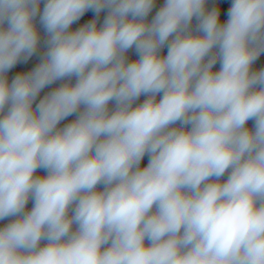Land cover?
Segmentation results:
<instances>
[{
	"label": "clouds",
	"instance_id": "9594fccd",
	"mask_svg": "<svg viewBox=\"0 0 264 264\" xmlns=\"http://www.w3.org/2000/svg\"><path fill=\"white\" fill-rule=\"evenodd\" d=\"M41 2L0 0V264H264V0H44L9 82Z\"/></svg>",
	"mask_w": 264,
	"mask_h": 264
},
{
	"label": "crops",
	"instance_id": "0c3cea01",
	"mask_svg": "<svg viewBox=\"0 0 264 264\" xmlns=\"http://www.w3.org/2000/svg\"><path fill=\"white\" fill-rule=\"evenodd\" d=\"M231 2H232V0H209V3L207 5V7H209V8H211V7H219L220 11H221L220 19H221V22L224 23L225 22V18L228 17L227 16V12H228V10H229V8L231 6ZM39 7H40V13H38L37 17L34 20V23H35L36 28H37V30L39 32V35H40V42H39V45H38V48H37V52H36V54H34L27 61V63H18L13 69H11L7 73V77H8L9 82H11L12 78H14L15 75H17L19 73H27V72L31 71L35 66L38 65L39 62H41V59H42L44 53L47 51V45L45 43V41L47 40V33H46L45 29L43 28V26L40 24V20H39V16H40V14H42V11H43L44 3H41ZM158 10H159L158 8H153L152 9V11L149 13L148 17L146 18L147 22H151V20L154 18L155 14H156V12ZM78 21L79 20H77L76 22H74L70 26L69 31L77 30L76 26H77V22ZM195 26H196V24L192 23V30H193L194 33H195ZM171 39L172 38L170 37V40ZM215 50L216 49H214L213 51H215ZM126 55H127L128 59H129V61L138 59L134 49L129 50V52ZM219 69H220V63H219V61H217V63L213 66V71H218ZM261 69H264V53H261L259 58L252 65V70L253 71H259ZM66 82H69L67 80V78L65 80L56 81L53 84L46 86L41 91L39 96L37 97V100L34 102L33 107L35 108V104L38 103L39 100L42 99L44 95H46L50 91L55 90L61 84L66 83ZM70 82L72 84H74L76 82V78L75 77L71 78ZM146 98H147L146 96L141 95V97L137 101H135L134 103H137L139 100L144 101ZM109 108H111L110 111L114 110V108H115L114 102H110L109 103ZM82 110H83V107H81L80 111H82ZM178 126H179V124H176V125H172L171 127H178ZM246 127L254 128V122L250 120L247 123ZM148 160H149V157L146 155L144 157V159L141 161V165H140L141 168L147 166ZM228 174L229 173L226 172L224 177H222L221 179L227 178ZM35 175L43 176V175H46V172H44L42 169H38L37 172L35 173ZM97 190L102 191L103 190V186H97ZM32 207H33V202L30 199L28 204L26 205L25 211H30ZM12 219H15V217L3 220L0 223V227L5 226L7 223L11 222ZM75 227L76 226L73 225V230H75ZM145 243L147 244V241Z\"/></svg>",
	"mask_w": 264,
	"mask_h": 264
},
{
	"label": "built area",
	"instance_id": "2783aa9c",
	"mask_svg": "<svg viewBox=\"0 0 264 264\" xmlns=\"http://www.w3.org/2000/svg\"><path fill=\"white\" fill-rule=\"evenodd\" d=\"M41 3H44V0H42ZM164 3H165V0H156L155 5H154L153 8H158V9H160V8L164 5ZM107 11H108V10L105 9L104 11H102V12L99 14L98 17H97V14L94 13L93 11H91V10L87 11V12H86V13H85V14L79 19V21L77 22L76 29L82 27L84 24L90 22V21L93 20V19H96V20H97V26H98V27L102 26L103 21H104L106 15H107ZM227 19H228V17L225 18V22L227 21ZM192 23H193V24H196V20H195V18L193 19ZM167 51H168V47H167V45H165V46L161 49V51H160V55H161V56H166ZM215 51H216V50H215ZM215 51H214V52H215ZM39 63H40V62H39ZM39 63H38V64H39ZM161 96H162V94H158V95H157V101H159V99L161 98ZM142 102H143V101L139 100L137 103H134L133 106L135 107L136 105H138V104H140V103H142ZM109 109H111V108H109ZM74 119H76V116H75V115L69 116V117H67L65 120L61 121L60 124L58 125V127H63L64 125H66L67 123H70V122L73 121ZM179 126H180V125H179ZM179 126H178V127H179ZM189 127H190V126H189ZM226 179H227V178H225V179H221V180L224 181V180H226ZM98 186H103V185H98ZM153 210H154V209H153ZM1 222H2V221H0V223H1ZM46 243H47L46 241H42V242H41V246H44V244H46ZM147 243H148V242H147Z\"/></svg>",
	"mask_w": 264,
	"mask_h": 264
}]
</instances>
